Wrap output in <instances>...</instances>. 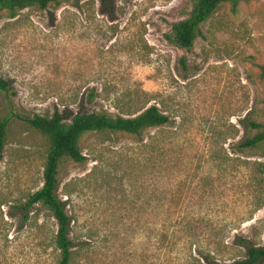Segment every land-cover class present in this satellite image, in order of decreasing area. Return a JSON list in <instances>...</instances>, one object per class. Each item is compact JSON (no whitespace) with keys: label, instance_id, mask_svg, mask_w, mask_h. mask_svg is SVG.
I'll use <instances>...</instances> for the list:
<instances>
[{"label":"rangeland","instance_id":"obj_1","mask_svg":"<svg viewBox=\"0 0 264 264\" xmlns=\"http://www.w3.org/2000/svg\"><path fill=\"white\" fill-rule=\"evenodd\" d=\"M194 0H63L0 17V264H57V225L36 206L49 141L26 119L60 113L132 117L158 106L170 124L139 136L90 133L82 163L63 159L58 197L76 264H232L264 247V0L222 5L192 49L170 43ZM94 91V98H89ZM215 255V256H214ZM264 264V263H263Z\"/></svg>","mask_w":264,"mask_h":264},{"label":"trees","instance_id":"obj_2","mask_svg":"<svg viewBox=\"0 0 264 264\" xmlns=\"http://www.w3.org/2000/svg\"><path fill=\"white\" fill-rule=\"evenodd\" d=\"M63 0H0V17L6 12L13 19L19 12L30 8L46 10L50 5H60ZM256 0H194L193 9L189 16L172 25V31L167 39L170 43L185 50L192 49L194 42L202 36L201 27L224 4H230L234 11L241 3H250ZM260 79L264 83V67L260 68ZM10 83L0 75V92L8 93ZM95 92L89 98H94ZM10 118L0 119V159L6 147V135ZM27 124L47 137L49 149L43 172V186L29 197L20 207L24 222L29 220L32 210L40 205L44 207L55 220L57 233L55 235L56 249L59 251L57 264L74 263V242L71 239L72 219L67 213L66 203L58 195V172L63 159L67 158L76 163L86 160L79 148L81 138L90 133H125L139 136L146 130L158 129L170 124V118L154 105L137 116H112L106 112L81 113L74 116L70 124L63 121L60 113L52 117L34 116L26 119ZM249 126L256 133L248 137L239 145L242 151H250L264 145V124L250 122ZM253 167L257 172L264 174V162H256ZM246 250L247 258L232 264H263L264 247H256L248 241L238 243ZM215 256V255H214ZM201 261L207 264H228L219 262L211 255L201 256Z\"/></svg>","mask_w":264,"mask_h":264}]
</instances>
